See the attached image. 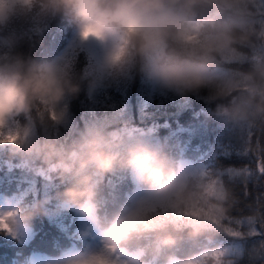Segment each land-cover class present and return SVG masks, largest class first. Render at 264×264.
I'll return each instance as SVG.
<instances>
[{
	"label": "trees",
	"instance_id": "obj_1",
	"mask_svg": "<svg viewBox=\"0 0 264 264\" xmlns=\"http://www.w3.org/2000/svg\"><path fill=\"white\" fill-rule=\"evenodd\" d=\"M199 16L234 24L235 43L209 63V68L222 65L230 70L232 84L215 82L184 97L162 94L143 110L147 81L138 71L128 80L108 82L98 96L91 97L88 82L95 57L89 56L90 49L78 46L65 67L81 91L67 99L62 118L44 105L16 118V140L27 142L32 150L19 142L4 147L0 143V162H13L11 168L0 165V198L24 191L35 179V190L19 204L33 214L30 223L35 232L28 242L0 234V264H30L37 254L59 255L89 243L91 227L83 217L58 209L56 196L67 183L57 165L86 133L107 135L127 128L134 132L118 136L161 147L173 164L183 154L201 168L186 184L194 198L192 206L176 214L170 205L150 204L147 215L160 222V229L138 236L128 247L145 246L144 258L153 260L156 255L158 264L176 252L193 254L206 249L217 251L200 264H264V0H211L199 7ZM9 31L15 32L17 44L0 50L3 62L15 57L28 63L51 61L73 33L60 18L43 24L17 23ZM125 101L129 106H123ZM185 102L187 107L181 108ZM217 104L227 110L200 114L196 117L199 124L187 126L199 108ZM49 146L56 150L51 158ZM24 160L32 162L38 174L22 166ZM133 186L127 171L118 169L103 178L98 202L104 223L123 211ZM167 236L176 244L157 250L156 242ZM221 247L231 251L219 252Z\"/></svg>",
	"mask_w": 264,
	"mask_h": 264
},
{
	"label": "clouds",
	"instance_id": "obj_2",
	"mask_svg": "<svg viewBox=\"0 0 264 264\" xmlns=\"http://www.w3.org/2000/svg\"><path fill=\"white\" fill-rule=\"evenodd\" d=\"M210 2L0 0V50L16 46L17 36L9 30L17 23L43 24L60 18L72 27L75 44L94 51L90 93L110 81L128 80L138 71L153 87L184 97L214 86L209 63L235 43L233 23L200 18L199 7ZM3 60L0 58V135L31 151L27 142L13 140L16 118L37 105L59 110L81 91V85L58 60ZM48 155H56L54 147H48ZM57 166L67 183L56 196L58 209L74 211L98 227L102 246L65 251L52 264H111L114 252L127 254V247L138 236L160 229V222L145 213V205H170L179 214L193 204L185 177L170 157L161 147L140 138L86 133ZM118 169L145 186V197L104 223L99 215L100 185L107 174ZM32 216L12 197H5L0 203V234L15 238L29 232ZM175 244L176 240L167 236L156 242V248Z\"/></svg>",
	"mask_w": 264,
	"mask_h": 264
},
{
	"label": "rangeland",
	"instance_id": "obj_3",
	"mask_svg": "<svg viewBox=\"0 0 264 264\" xmlns=\"http://www.w3.org/2000/svg\"><path fill=\"white\" fill-rule=\"evenodd\" d=\"M78 47L77 44L74 43V38L73 35L69 38V40L67 41L66 46L61 50V52L57 55V57H55L53 60H58L60 61L64 66L67 64V62H69L70 60L73 59V57L75 56V50ZM90 57H95L94 51L90 50ZM95 60V58H94ZM214 76H215V81L216 82H222L225 85H229L232 84L231 80H232V76H230V74H228V72L224 69H217V70H210ZM103 90V87L96 90L95 92H91L90 95L91 97H96L98 96L99 92ZM162 94L171 96V97H177L178 95L171 93V92H166L163 91L159 88L153 87L150 83L147 82V88L145 90L144 93V99H143V103L142 106L143 110H145V108L150 105L149 103L152 102L154 99H157L158 97L160 98L162 96ZM182 103L180 104L181 107ZM123 106L127 107L129 106V101H125L123 102ZM187 107V102H185V104L182 105L181 108H186ZM211 107H217V109H220V104L217 105H213L210 107H206V108H200L199 110L195 111L196 115H199L200 113L203 114H210L213 112ZM62 109H63V105H61L59 110H53L54 115L58 118L61 119L62 118ZM15 125L17 128V132L16 134L13 135V140H16L18 134H19V126L18 123L15 121ZM132 127V126H130ZM123 131H127L129 134L134 132V129H130L127 128L126 130H111L109 132V134H115L118 135L120 134V132ZM0 143L1 146H6V144L8 143H12L11 141H9L6 137H2V135H0ZM1 164H5L7 166H9L10 168L13 167V162L9 161V160H4L0 162ZM22 166H26L28 165V167L30 168V170L34 173V174H38V171L36 170V167L32 164V162H28L26 160H24L22 162ZM199 168L194 166V164L188 160H182L181 163V168L180 171L182 172V174L185 177V183L187 182L188 178L190 176H192L193 174H197L199 172ZM30 187L26 188L24 191L22 192H16L13 194H8L5 195L1 198V202H3L5 197H12L14 199V201L16 202V204L19 206V204L21 203V201L28 196L29 194L32 193V191L35 190V185H36V181L35 179H31L30 180ZM137 183V182H136ZM145 193L146 191L144 189H142L140 187V185L137 183V191L135 193V199L133 200L134 202L140 201L145 197ZM132 203V204H133ZM145 213L147 214L148 211H150L149 209L146 208L145 205ZM160 217V216H158ZM84 219V218H83ZM84 221L91 227V239L90 242L80 248V249H76V250H83L85 248H92V249H98L102 246V237L100 235V231L97 229L96 226L92 225L91 223H89L88 221H86V219H84ZM34 234L33 229L31 228V230L25 234H22L20 236H18V238L21 241H29L32 236ZM145 249L147 248H143V250L138 249V250H132V251H127V254H120V253H116L114 252V258L117 260L120 259L122 261V264H141V261L139 259L140 256L143 257L144 253H145ZM142 254V255H141ZM206 254H211V251H206V252H201V253H194L193 255H186V252H180L178 254H175L166 264H193V262H199L203 259V256ZM58 256H50V255H46V254H38L35 256V259H33V264H52V262L55 260V258H57Z\"/></svg>",
	"mask_w": 264,
	"mask_h": 264
}]
</instances>
